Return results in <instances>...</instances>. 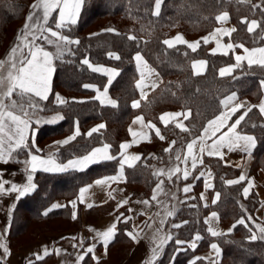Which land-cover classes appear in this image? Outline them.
<instances>
[{
  "label": "trees",
  "instance_id": "obj_1",
  "mask_svg": "<svg viewBox=\"0 0 264 264\" xmlns=\"http://www.w3.org/2000/svg\"><path fill=\"white\" fill-rule=\"evenodd\" d=\"M34 2L35 0H0V60L7 58L10 48L16 43L15 38L23 28L31 10L30 5ZM253 5L264 8V0H251L250 3H238L237 0H163L157 17L152 15L154 0H86L77 24L70 30H65L66 35L79 39L80 44L71 46L74 55H65L64 62H56L51 94L48 101L41 102L44 110L37 112L60 113L63 120L55 126L41 128L39 135L40 138L60 136L68 133L77 121L81 133L72 143L59 148L55 153L59 163L83 156L103 144L111 145L110 153L117 159L94 164L84 171L37 173L36 191L21 199L15 211L8 236L9 245L15 247L23 243L30 226L32 228L28 235L34 236L50 229L51 220L68 216V207L44 215L53 200L72 199L79 187L97 176L115 170L119 159V144L127 138V125L135 114H141L147 122L154 123L165 137L160 140L153 136L151 144L139 147L142 159L134 167L125 170L126 194L131 199H149L152 187L161 179L153 173L156 167L167 162L164 150L167 138H173L183 145L199 135L204 125L220 112V101L229 94L235 93L238 97L256 102L260 97L259 85L264 80V69L242 66L235 69L231 76L220 77L219 69L233 64L231 55H211L206 44H200L193 52L185 45L169 49L162 43L176 33H182L190 39H201L216 26L215 17L227 11L230 21L237 28V32L231 37L233 43H243L247 47L263 45L261 35L264 34V24L255 33L249 34L246 26L240 23L242 17L264 20V11ZM109 28L116 32L106 31ZM129 35L136 36L137 40L127 39ZM49 50L54 51V48L50 47ZM108 52L118 54L121 59L109 58ZM137 52L159 74L161 82L137 109H133L131 103L137 99V73L134 65ZM85 57L93 65L119 70V76L109 87V94L118 102V107L103 106L94 99V89H102L107 80L80 63ZM196 59L208 62L204 74L195 75L192 72L191 62ZM85 84L93 87L86 89L83 87ZM56 93L66 97L68 103L57 104L54 97ZM175 109L191 110V117L184 120L189 132H182L172 124L161 125L160 115ZM101 123L106 125L104 129L93 133L91 137L86 135ZM261 125H264V117L253 108L240 126L244 133L256 138L253 172L257 168L264 171V127ZM24 153L26 151L18 153L17 158L23 157ZM205 162L214 171L213 188L220 193V198L215 205L204 208L195 194L192 200L194 208L183 203L174 211L167 222V231L172 234L173 239L166 244L164 253L156 264H169L172 259V264H188L197 252L206 249L213 241L221 249L219 264H264V241H249L250 233L243 225H237L228 235L211 237L208 234L203 217L212 210L218 214L221 223L230 224L243 217L252 227L247 216L251 215L255 219L253 210L257 201L252 196L242 200L241 184L225 183L236 176L237 170L222 165L217 159L206 158ZM122 214L126 217L125 209ZM123 217L118 223L115 244L124 240V231L128 229V222H122ZM172 222H180L182 225L168 229ZM195 234L202 236L198 248L195 251L187 248L179 251L175 241H188ZM118 253L123 251L119 250ZM197 264L206 263L199 260Z\"/></svg>",
  "mask_w": 264,
  "mask_h": 264
},
{
  "label": "snow or ice",
  "instance_id": "obj_2",
  "mask_svg": "<svg viewBox=\"0 0 264 264\" xmlns=\"http://www.w3.org/2000/svg\"><path fill=\"white\" fill-rule=\"evenodd\" d=\"M86 0H35L34 3L30 5V12L26 17V22L23 28L19 31L16 36V43L10 48L7 58L5 60H0V163L8 164L10 162L21 163L17 158V154L20 152L27 151L28 159L22 161L25 165V171L27 173V182L24 184H17L3 179V170L0 169V194H10L16 193L17 200L32 193L36 189V184L33 183V174L35 172H65L69 169L83 171L92 164L99 163L101 161H111L117 159L109 153L111 148L110 144H103L102 147L94 148L87 155L69 160L66 164L58 163L53 155L48 157H42L35 154L32 149L35 148L34 139L31 140L30 146V136L29 133L33 128V125H39L41 123L55 122L56 119H62L63 117L53 118L50 121H44L36 116V113L43 111L41 102H46L51 94L52 79L56 72V62H64L65 55H74L72 51V45H79V39H73L69 35L65 34V30H70L72 26L76 25L78 18L80 16L82 7L84 6ZM238 3H250L251 0H237ZM163 0H154V10L152 11L153 16H159L161 12V5ZM254 8H261V5H253ZM264 11V8H261ZM55 14V15H54ZM229 13L227 11L215 17L218 24L224 25L229 21ZM240 23L246 26V31L249 34L255 33L257 29L261 28L264 24V20H249L248 17H242ZM106 31L116 32L115 29L109 28ZM237 32L236 27H217L208 36L202 37L204 44L211 41H215L216 47L211 50V55L221 54L228 56L230 52H235V49H242L243 54H236L234 56L235 64L223 67L219 69L220 77L231 76L233 71L240 68L244 62L247 63L249 69L254 65L264 69V46L247 48L243 43H233L231 42L232 34ZM119 35V33H116ZM223 37H228V43H221ZM127 39L131 41H136L137 37L134 35H129ZM261 39H264V34L261 35ZM146 43V42H145ZM167 48L172 49L177 46V44H185L193 52L197 50L200 46V41L188 42L184 39L183 34H177L175 37L170 39H165L162 41ZM54 48V51L49 50V48ZM108 57L115 60H120L121 57L113 52L107 53ZM136 61L137 71L139 72V80L136 81L135 87L140 90V95L144 98L147 93L145 89L155 90L158 87L159 74L152 69L148 62L144 59L141 53L137 52L134 56ZM81 64L86 65L89 70L94 73H101L107 76V84L101 91L99 88H95L97 95L94 97L101 105H110L115 108L118 107V102L115 99L109 97V87L112 85L113 80L119 76V70L114 68L105 67L102 65H93L90 60L85 57L80 61ZM206 60H198L192 63V68L196 75L202 74L207 66ZM156 76L157 79H152ZM261 87L264 88V80L260 81ZM84 88H92V85L85 84ZM55 100L57 104L63 105L68 103L67 100L60 97L59 94L55 95ZM75 102V101H74ZM84 102V101H79ZM221 106L224 111H221L219 115L215 116L213 119L209 120L207 124L203 127L201 135L199 137L193 138L186 145V152L183 159H181V154L178 151L175 155V160L184 164L185 167L181 169L179 164L175 167L167 169H158L153 174L157 177L166 176L169 181H172L175 176L180 179L181 176L177 174L182 173V178L187 180L189 177L188 163L191 162V169L195 170L198 163L203 164V156L206 154L209 157H215L220 160H224L226 153L224 149L228 152L241 151L246 153L249 157L251 156L252 150L256 147V138L253 135H249L243 132L240 128L245 118L253 108H258L259 113L264 116V99L261 100L259 105H248L247 102H238V97L235 93H232L224 97L220 101ZM140 106V101H133L132 107L137 108ZM244 109L242 114H240L234 121L232 117L236 113ZM166 117L172 118V121L166 119ZM183 117V120H188L191 117V110L187 112H175V113H163L160 115V121L167 126L170 122L178 120V118ZM231 121V123H230ZM134 124H140L142 127H147L155 131V135L164 140L165 137L161 134L160 129L151 121L145 124L143 116H137L133 120ZM256 125H253L255 127ZM105 124L101 123L96 127H93L86 134L91 137L93 133L99 132L100 129H104ZM175 127L180 129L182 132H189V129L184 125V123L177 122ZM264 127V125H261ZM129 133L132 137H137L138 133L129 128ZM80 135L79 127H76L75 134L66 138L61 142H56L60 145H66L71 141L75 140L77 136ZM145 139L147 136L145 135ZM208 141H211L209 143ZM136 143L133 139L131 143H121L120 145V159H119V173L115 176L105 177L95 181L96 185H104L109 181L118 182L124 179V168L125 165L128 167H134L135 162L142 159L141 155H127L126 150ZM175 141L172 145H175ZM36 152L40 149L36 148ZM171 146L165 149V152H170ZM228 165V162L225 161ZM237 167L240 165L237 164ZM15 175V173H13ZM211 171L208 170L207 176L211 177ZM205 176V172L201 171L199 176L195 179H200ZM246 180V176L242 173L237 179L227 180L225 183L227 185H236ZM163 180L157 184V189L162 187ZM6 185L8 187H6ZM253 186L252 181H248V186L243 188V195L245 198L249 195V190ZM213 185L205 179V189L212 188ZM191 190V186H185L183 188L184 193H188ZM88 191V188L80 189V198L83 202L84 194ZM111 196V193H109ZM202 200L205 199L204 194L200 197ZM220 198V193L215 194L212 204H216ZM153 201L157 199L156 191L154 190L153 196L151 197ZM173 199L175 197L173 196ZM128 203L125 199L120 202L119 207L124 206ZM145 205L149 204L148 200L143 201ZM73 208L76 207L75 202H72ZM208 205L205 204V207ZM264 207V204L261 205ZM61 207V205H53V208ZM88 207H92L91 204ZM51 211V209H49ZM132 211V209H129ZM174 207L172 211L166 210V216L172 217L174 215ZM48 213L45 212L44 215ZM143 214V213H141ZM123 217V214H121ZM121 217H117V222L121 221ZM72 218L76 219V212L72 214ZM131 217H123L124 223H127ZM219 220L218 214L212 212L208 218L205 219L204 223L209 225L207 231L213 237H219L230 234L237 225H243L251 235L248 237L249 241L261 240L264 241V226L255 223L252 216H247V221L251 222L253 227L246 223L245 218H240L227 232L219 231L210 225V220ZM166 221L161 220V225ZM187 223V222H184ZM181 225L173 224L172 227L178 228ZM117 223L114 222L105 231L95 232L94 239L98 238L102 243L105 252L109 246V243L114 239L116 235ZM89 231H95L89 228ZM158 233L162 229L157 230ZM133 240L136 236L133 232L126 233ZM202 237L197 234L194 240L189 243V247L193 250L197 247L196 241H199ZM76 240L77 237H72ZM173 239V236L168 233L158 236V242L155 243V247L151 249V257L145 264H156V261L161 256L164 251L165 245ZM177 245H183L186 242L181 240H176ZM77 245H73L76 247ZM80 246H84V240L80 239ZM214 257L210 254L208 257H195L190 264H197V261L205 259L208 260L209 264H218L219 258L221 257V249L216 243L210 245ZM0 249L3 250L4 256L10 255V251L7 244L4 242V237L0 236ZM95 250V244H91L84 250V253L77 256L78 262H84L85 257L89 254H93ZM55 253L60 254V250L56 249ZM47 247L43 248L42 253H36L35 260L41 261L46 256L51 255ZM91 259L96 260L97 264L98 258L93 254ZM0 264H3V260H0ZM29 264H33V261H29Z\"/></svg>",
  "mask_w": 264,
  "mask_h": 264
},
{
  "label": "crops",
  "instance_id": "obj_3",
  "mask_svg": "<svg viewBox=\"0 0 264 264\" xmlns=\"http://www.w3.org/2000/svg\"><path fill=\"white\" fill-rule=\"evenodd\" d=\"M221 26L227 27V28L234 27L233 23L229 19V21L224 25H220L217 23L216 26L213 28V30ZM213 30H211L209 33H207L203 37L208 36L211 32H213ZM177 34H182V33H176L170 38L175 37ZM183 37L188 42H195L199 40L200 44H204L202 39H190V38H187L184 34H183ZM170 38H167V39H170ZM228 42H230L228 37H223L221 39V43H228ZM231 42L233 41L231 40ZM177 45H185V44H177ZM206 45H208V49L210 53H211V50L214 47H216L215 41H211V40ZM261 46H264V44L257 46V47H261ZM247 48L251 49L253 47H247ZM236 54H243L242 49L237 48L235 49L234 53L233 52L229 53V55H231L232 57L233 64H235L234 56ZM216 55H221V54L218 53ZM198 60H203V59L193 60L191 62V65L194 61H198ZM134 65H135V70L137 73V78H136V81H137L139 80L140 77H139V72L137 71L135 60H134ZM226 66H229V65H226ZM226 66H222L221 68L226 67ZM242 66H247V63L244 62ZM105 67H108V66H105ZM191 69H192V72L194 73L192 66H191ZM205 70L203 71L202 74L205 73ZM97 74L104 76L106 80L108 79L107 76L101 73H97ZM152 79L155 80L157 79V77L153 76ZM136 81H135V84H136ZM160 82H161V78L159 76L158 85L160 84ZM103 88L100 90L103 91ZM259 88H260V97L258 98L256 102L252 103L248 98H245V97L241 98L237 96L238 102H247L248 105H259L261 100L264 99V88L261 87V84L259 85ZM136 91H137V99H135L134 101H140L141 103L154 90H151L150 88L145 89V92L147 93V95L144 98L141 97L140 90L136 88ZM56 94H59V93H56ZM59 95L63 99L67 100V98L64 97L63 95L61 94ZM96 95L97 93L96 91H94L93 97H95ZM108 95L110 98H112L109 92H108ZM132 103H131V106H132ZM103 106H110V105H103ZM137 108H133V109H137ZM255 109L259 113L258 108H255ZM221 111H224L222 106H221L220 112ZM243 111L244 109H241L240 112L236 113V115L232 117V121H234L240 114H242ZM175 112H187V111L175 109L171 111H166L164 113H175ZM219 113L217 115H219ZM36 116L44 121H50V120H53V118L62 117L60 113H53V114L36 113ZM137 116H142V115L135 114L130 119L127 125V138L121 143H125V142L131 143L133 139H135L136 143L132 144V146L126 150V154L142 156L139 150V147L143 145L151 144L153 140V136H155L157 139L159 138L155 135L154 130H151L147 127H142L140 124H134L133 120ZM166 119L172 121V118L170 117H166ZM62 120L63 118L56 119L55 122L33 125V128L30 131L29 136H30V146H31V140L34 139L35 148H33L32 151L35 154L40 155L42 157H48L49 155L54 154V158H55V153L58 151L59 148L64 147L74 141L73 140L66 145H60L56 143V142H61L65 140L66 138L75 134L76 127L77 126L79 127L77 121H75V124L73 125L72 129L68 133H65V134H62L60 136H56L53 138L52 137L51 138H48V137L40 138L39 131L41 128L46 127V126H55L59 124ZM144 121H145V124H147V121L145 120V118H144ZM181 121L184 123L183 117H180L178 118V120L170 122L169 124H172L175 126V123L181 122ZM160 123L162 126H165L161 121ZM130 127L132 128L133 131L138 133L137 137L134 138L130 135L129 133ZM79 131L81 133L80 128H79ZM201 132L196 137H199L201 135ZM145 135L147 136L146 139L144 138ZM196 137H193V138H196ZM193 138L189 139L183 145L178 144V142H176L173 138H167L165 140L166 142L165 149L171 146V151L166 152L167 162L164 165H160L156 167L155 171L158 169H165V171H167V169L175 167L177 164H179L181 169H183L185 165L180 163L179 161H176L175 155L179 151L181 154V159H183L184 154L186 152V145ZM173 141L176 142L175 145H172ZM208 142L211 143V141H208ZM121 143L119 144V159H120V152H121V149H120ZM98 147H102V146H98ZM98 147H95V148H98ZM36 148L40 149V151L36 152L35 151ZM254 150L255 148L252 150L251 156L249 157L246 153H243L241 151L228 152L227 149H224V152L226 153V155L224 156V160H220L215 157H209L205 154L203 156V164L198 163L197 168L195 170L191 169V162L189 161L187 167H188L190 174L187 180H184L182 178V173L177 174L181 176L180 179H177L174 176L172 181H169L166 176H160L161 179L151 189V197L153 196L154 190L156 191L157 199L155 201H153L151 197L149 199H145V198L131 199L126 194L125 188H124L125 170L127 168H130L127 165H125V168H124V179L123 180H120L118 182L109 181L108 183L104 185H96L95 181L98 179L118 175L119 173V159H118L116 168L112 173L97 176L93 180H91L89 183L82 185L77 190L74 198L69 199V200H65L61 198L53 200L50 203V205L47 207L45 212L47 213L55 212L57 210L63 209L64 207H68V216L65 218H60V219L56 218V219L51 220L50 221L51 223L49 225L50 229L40 231L34 236H32V234L28 235V232L30 231L32 226L28 227L29 230L26 232L24 242L19 245H16L15 247H11L8 243L9 231L11 228L13 217L15 215V211L21 199L31 196L32 194H34L36 189L32 193L20 198L19 200H17L16 193L0 194V236L4 237V242L7 244V247L10 251V255L5 257L3 250L0 249V260H3V264H29L30 260L33 261V264H97L96 260L91 259V255L94 254L98 258L99 264H145V262L148 259H150L152 255L151 249L155 247V243L158 242V236L169 233L167 231V222H168L169 217L166 216V210L172 211L174 207L176 211L179 207H181L183 203L187 204L189 208H194L195 203H193L192 200L194 199L195 194L198 195L197 198L202 207L209 208L213 206L212 200L214 199L217 191H215L213 187L209 189H205V179L206 178L208 179L209 183H211L212 185L214 184V171L211 168V166L205 162L206 158L217 159L220 161L222 165L227 166L231 169L237 170L236 176L228 180L237 179L242 173L246 176V180L240 183L242 186L241 187V198L242 200H247L248 198H250V196H252L256 199L257 205L255 209L253 210V217L255 218L254 219L255 223L261 224L262 226H264V207L261 206L262 204H264V171L261 168H257L256 170H254V172L252 171L253 164H254V157H253ZM91 151H89L88 153H90ZM109 153H110V150H109ZM83 156H77L72 159L80 158ZM18 159L21 161V163H15V162H10L8 164L0 163V169H2L4 173L3 179L8 180L10 182L17 183V184H24L27 182V179H26L27 173L25 171V165L22 163V161L28 159L27 151L26 153H24L23 157L21 158L19 157ZM72 159H69V160H72ZM68 161L61 163V164H66ZM225 161L228 162V165L225 164ZM105 162H109V161H101L99 163H105ZM138 162L139 161L135 162V165ZM99 163H95V164H99ZM237 164H239L240 166L237 167L236 166ZM208 170L211 171V174H212L211 177L207 176ZM68 171L78 172L80 170L69 169ZM201 171L205 172V176L201 177L200 179H195L196 176H199V173ZM39 172L47 173V174L63 173V172L50 173V172H43V171L38 170L37 172L33 174V183L35 184H36L35 177H36V174ZM13 173H15V175H13ZM161 180H163L162 187L160 189H157V184ZM249 180L252 181L253 186L249 190L248 197L245 198L243 195V188L248 186ZM185 186H191V190L188 193L183 192V188ZM6 187L8 186L6 185ZM85 187L88 188V191L84 194L83 202H81L80 189L85 188ZM109 193H111V196L109 195ZM202 193L204 194V197H205L204 200L200 198ZM173 196L175 197V199H173ZM125 199L128 200V203L118 208V205L120 204V202ZM145 200L149 201L148 205H145L143 203V201ZM72 202H75L76 204L75 208H73ZM57 204L61 205V207L53 208V205H57ZM89 204H91L92 207H88ZM205 204H207L208 206L205 207ZM49 209H51V211H49ZM124 209L126 210V217H131V219L128 221V229L124 231V235H125L124 240L115 244V238H116V235H115L114 239L109 243L107 251L105 252V249L102 243L99 241V239L98 238L94 239L95 232L105 231L114 222L117 223V227H118L119 222H117L116 218L121 217V214L123 213ZM129 209H132V211H129ZM74 211L76 212V217H77L76 219L72 218V214ZM212 212H215V211L213 210L209 211L203 217V222L205 221L206 218L210 216ZM239 219H237L235 222H232L230 224L221 223L220 218L218 221L213 219V220H210V225L216 230L227 232V230L231 228L232 225L235 224ZM161 220H165L166 222L163 225H161ZM173 224L182 225V223L180 222L179 223L172 222L170 223L168 229L172 227ZM205 226H206V229L209 227V225H206V224ZM89 228H92L95 231H89ZM160 229H162V231L158 233L157 230H160ZM253 230L256 231L254 227H253ZM127 232H133V234L136 236V239L133 240L131 237H129L126 234ZM116 234H117V229H116ZM208 234L211 236L209 232ZM196 235L197 234H195L188 241L181 240V241L186 242L183 245H177L175 243L178 246V250L180 251L184 248H187V249H190L191 251H195L198 248L202 238L199 241H196L197 247L195 248V250L191 249L188 245L190 242L194 240V237ZM30 236L32 237L30 238ZM72 237H77V239L73 240ZM81 238L84 240L83 247L80 246ZM212 243L217 244L216 241L211 242L206 249H203L197 252L195 256L188 262V264H190V262L197 256L208 257L211 254L214 257V253L212 252V249L210 248V245ZM74 244L77 246L73 247ZM91 244H95L94 253L86 256L84 262H78L77 256L83 254L86 247H88ZM44 247H47L49 249V252H51L52 254L46 256L41 261H36L34 254L42 253ZM56 249L60 250L59 255L55 253ZM119 250H122L123 253H118ZM163 253L158 258V260L162 257ZM220 259L221 257L219 258L218 264L220 262ZM173 260L174 259H172V261H170L169 264H172ZM202 260L206 264H209L208 260H205V259H202Z\"/></svg>",
  "mask_w": 264,
  "mask_h": 264
}]
</instances>
